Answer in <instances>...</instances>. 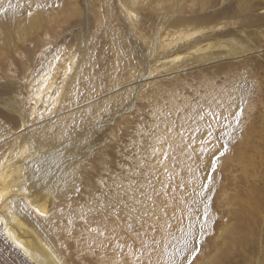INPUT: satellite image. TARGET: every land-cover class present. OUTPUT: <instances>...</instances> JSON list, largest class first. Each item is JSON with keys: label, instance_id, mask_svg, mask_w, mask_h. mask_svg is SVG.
Masks as SVG:
<instances>
[{"label": "rangeland", "instance_id": "374dc122", "mask_svg": "<svg viewBox=\"0 0 264 264\" xmlns=\"http://www.w3.org/2000/svg\"><path fill=\"white\" fill-rule=\"evenodd\" d=\"M248 1L253 3L256 8L251 18L256 19V17L264 16V0ZM104 2L105 0H0V7L7 9L6 12H0V101L5 105V110L0 111L1 126L11 123L17 127L20 124L18 118L20 111H23L25 118L28 119L33 118L31 116L33 112L37 114L44 112V106L39 103L34 111L36 96L31 95L30 91H38L42 76L53 71L57 65L60 66L58 73L60 82L63 75L61 71L65 65L67 63L73 65L74 58L71 55L81 58L87 47L95 48L96 65L99 67L93 66L92 72L97 81L100 80L99 83L103 82L104 88L101 87L100 95H104L109 88L111 89L116 78L125 75L126 70H123L122 67H114L113 50L109 45V39L104 36L103 28L98 31L93 42H90V35L95 30L96 14L94 13H98L100 11L98 7H101L103 14H106L107 7ZM107 2L111 4L109 6L119 21V31L127 37L130 43L134 44L132 45L133 51L137 55L143 51L148 52L142 41L136 42L130 35L125 9L119 8L117 0H107ZM236 3L237 0L219 1L216 7L229 8ZM128 4L133 9L129 2ZM38 5L42 6L38 7ZM141 8L136 6L134 10L140 13L142 20L150 17L155 24L156 15L150 12L151 10L147 7ZM28 12H31L32 15L29 16ZM170 28L172 27L168 26L166 32ZM166 32L163 31V34ZM111 33L112 40L116 41V34H113L115 31ZM237 37L238 39L242 38L241 35ZM254 39L257 42L254 45L259 46L258 48L262 50L259 55L255 53L247 60L242 59V61H238L239 59L236 58H227L195 66L187 69L184 74L182 73L184 76L180 75L179 80L184 84L182 86H174L171 81L163 80L160 85H154L147 89L149 93L151 90V93L159 91L161 94L163 93L154 97L156 100L157 98L163 100L168 98L165 95L170 88L177 89L178 95L184 97L194 92L195 88L200 89L201 87L199 91L202 93L203 85L213 80L217 86L214 88H221V92L225 87L227 92L235 88L236 102H239L245 93L246 99L248 98V100L243 99L244 114L239 127H236L235 121L229 124L228 120H221L220 123L210 120L211 124L217 123L213 126V142L219 147L226 140L228 151L219 158L216 171L212 173L213 179L211 183H208V189L204 190L203 202L209 204V216L205 222L204 205L177 208L175 215L169 221L172 224L173 236L165 243L166 258L169 254L179 251L182 256L188 257L192 264H264V37L260 36ZM246 40L242 38L240 41L247 42ZM116 42L117 46L125 49L127 44L124 40L120 39ZM228 49L229 46L226 43V46H214L210 50L216 52ZM141 57L143 59V56ZM121 60L124 65H128L127 53L121 56ZM64 63L66 64L64 65ZM127 67H129L128 69L134 68L129 65ZM147 70L149 71V66L145 64L139 73H146ZM111 72L113 75H110ZM135 74L138 75L137 71ZM233 77L237 78L233 79ZM255 77L259 84H255V87L253 86L249 92L247 91L248 93L241 91L243 88L241 84H245L249 79L252 80ZM90 80L85 81V85ZM239 87L242 88L239 90ZM85 88H83L84 92L89 90V88ZM126 92L123 94L125 97L123 103H113L111 110L101 113L99 119L97 117L92 121L93 125L89 127V140L92 139L95 141L94 143H97V146L102 150L99 151L100 154L107 159L109 167L113 170H117L120 165L125 163L124 149L134 138L136 129L140 127V118L151 119L146 113L151 99L146 101L143 96L139 98L141 97L139 95L138 98L129 100V94ZM58 93L59 96H57ZM230 93H226V95ZM61 98L62 94L59 88L53 89L49 108H57L58 106H54L55 102ZM134 101L137 106H130ZM18 110L19 112H16ZM236 110L235 106L231 109L232 112ZM216 111L222 110L217 109ZM91 113H95V111ZM95 122L98 124L97 129L93 128ZM187 126L190 129H195L197 123L192 119L188 121ZM199 126L206 135L207 128L204 122H199ZM224 127L225 132H222L220 128ZM205 135L196 131L184 132V143L190 146L183 151L178 149L175 154L177 173L183 177V181H187L186 186L196 188L198 193L201 192V184L205 183L197 180V177H202L200 176L201 153L199 149ZM216 137L220 139H215ZM221 150L223 149L221 148ZM95 160L96 171L94 174L96 175L97 171L103 170L104 165L100 158ZM207 163L210 167L209 171H211L209 158ZM185 192L187 193L186 188H180L176 194L185 196ZM205 197L210 199L206 201ZM79 231V226L74 228L76 237L79 235ZM155 235L156 239L160 240L162 230ZM185 239L189 242V249L193 245L199 248V252L194 256L191 251L184 250ZM159 246L160 244L157 250ZM69 247L72 252L76 250L77 244L74 240L69 241ZM105 251L110 254L111 249ZM74 257L72 254L75 261ZM185 264H187V260Z\"/></svg>", "mask_w": 264, "mask_h": 264}, {"label": "bare ground", "instance_id": "6f19581e", "mask_svg": "<svg viewBox=\"0 0 264 264\" xmlns=\"http://www.w3.org/2000/svg\"><path fill=\"white\" fill-rule=\"evenodd\" d=\"M117 1L119 8L125 9V17L129 21L128 29L130 35L136 42L142 41L148 52L143 51L137 55L133 51L132 45L134 44L130 43L127 37L119 31V21L109 6L110 3L105 0L106 14H103L101 7H98L100 8L98 13H94L96 14L95 30L90 35V42H93L98 31L103 28L104 36L109 39V45H111L113 50L114 67H122L123 70H126V73L124 71L125 75L116 78L115 84L112 85L111 89L109 88L104 95H100L103 82L99 83L100 80L97 81L96 78L94 80L91 79L93 77V66L96 65L95 48L93 46L87 47L81 58H78L77 55H71L74 58L72 66L64 63L66 65L61 71L63 75L62 78L60 77V82L58 81L60 66L57 65L53 71L42 76L38 91H30L31 95L36 96L34 98V111L38 103L44 106V121L25 118L23 111H20L18 114L20 124L17 127H14L11 123H7L4 126L0 125V193H8L10 199V203L8 201L0 202V217L4 221L0 223V264H74V262L88 264V260L93 258L89 256L85 259L79 254L77 250L80 245L75 239L74 228L67 223L70 218L68 211L65 210L63 213L60 211L67 203V186L61 182L62 174L57 171L53 163L56 155L55 148L45 142V132L42 130L52 128V123L47 118V109L51 106L53 89L59 88L62 94L59 104L56 101L54 105L58 107L52 108L53 112L57 113V115L52 117V120L58 126L57 130L60 127H67L71 130L73 120H75L77 128L83 125L87 129L88 141L81 146L79 150L80 156L86 160L100 158L102 165H104L103 167H109L107 159L99 152L101 150L100 147L92 139L89 140V127L93 125L92 121L97 119V113H90L88 106L83 102L78 108L67 104V101L72 98V94L77 89L83 91L86 77L91 79L90 82L97 88V99L102 104L110 98L118 100L119 96H123L125 91L128 94L135 92V98L140 95L141 97L139 98L143 96L146 101H149V99L154 101L156 100L154 98L156 95L159 96L163 93L161 94L160 91L156 92L157 90L155 91L156 93H151L152 90L149 93L147 89L154 85H160L163 80L171 81L174 86H182L184 84L179 80L180 75L184 74L189 68L227 58H236L239 59L238 61L247 60L251 55L255 53L259 55L262 51L258 48L259 46H255L257 42L254 41V38L264 37V16L256 17V19L251 18L256 8L248 0H237V3L229 8L216 7L217 2L225 0ZM128 2L133 9L130 8ZM136 6L149 8L151 11L147 10L156 15L155 24L150 17L142 20L140 13L134 10ZM168 26L172 28L166 32ZM112 31H115L113 34H116V41L121 39L126 42L125 49H121L117 46V42L114 39V41L112 40ZM163 31L166 33L163 34ZM238 35H241L243 39H247V42H241L242 38L238 39ZM225 42L229 46L228 50L216 52L210 50L214 46H226ZM125 53H127L128 65L134 67L133 69H128V65L126 66L122 63L121 56ZM141 56H143V59ZM145 64L149 66V71L139 73ZM136 71L138 75L135 74ZM110 75H113V73ZM77 81L80 83L78 84ZM199 82L201 83V80ZM255 84H259L256 77L252 80L249 79L245 84H241L243 88L239 87V90H243L244 93L249 92ZM203 86L202 93L199 91L201 87L200 89L195 88L194 91L208 100H211L212 96L217 95V91L221 90V88L215 89L212 85L205 84ZM195 87L198 86L195 85ZM113 91H116V97H113ZM86 92L88 93L86 99L91 100L93 94L90 88ZM178 92L177 89L170 88L165 96L169 97L172 93L178 95ZM230 92L226 93H230L234 100L237 97L235 88ZM226 93L224 94V100L231 103V101H228ZM240 94L239 97L241 96ZM244 95L241 97L246 99V95L245 97ZM235 101L237 100L235 99ZM92 103L95 104V101L92 100ZM130 106H137L136 102L134 101ZM16 112H19V110ZM95 124L93 128L97 129L98 124L96 122ZM214 125H217V123H212V126ZM220 130L225 132V127L220 128ZM30 144L34 146V150L25 152L26 146ZM200 157V176L202 177L197 180L208 183L207 175L210 172V167L207 163L208 156L200 154ZM95 169L86 176L87 181L93 179ZM186 182L184 180L185 184ZM25 188L27 189L26 192L24 191ZM186 191L185 196L179 193L176 194L178 197H183L181 206L190 208L192 205L196 207L204 205L203 196L196 191V188L186 186ZM36 209L49 215L40 216L35 211ZM171 236H173L172 231L169 232L162 229V235L159 240L160 246L153 257L159 264H166L165 243ZM71 240H74L77 244L74 252L69 247V241ZM18 245H23V248L18 247ZM72 254L75 256V261L72 258ZM96 259L111 262L117 261L118 256L114 255L112 250L109 254L105 249H99Z\"/></svg>", "mask_w": 264, "mask_h": 264}, {"label": "snow or ice", "instance_id": "6c2138e0", "mask_svg": "<svg viewBox=\"0 0 264 264\" xmlns=\"http://www.w3.org/2000/svg\"><path fill=\"white\" fill-rule=\"evenodd\" d=\"M6 11L7 9L0 7V12ZM28 15L31 16L32 13L28 12ZM235 78L237 77H233ZM91 79L94 80L95 75ZM85 80L88 81L89 78L86 77ZM206 84L215 87L212 81ZM85 87L90 88L93 94L91 100L86 99L87 92L77 89L67 104L78 108L83 102L90 113H97L98 119L101 113L111 110L113 103L125 101V97L121 95L118 100L110 98L102 104L97 99V88L91 82ZM226 92V88L223 92L218 90L211 100L194 91L184 97L172 93L167 99L150 101L146 113L151 119L140 118V127L124 149L125 163L117 170L105 166L102 171H97L91 181H87L86 176L96 168V160L83 159L79 154L81 146L88 141L87 129L83 125L77 128L73 120L71 130L67 127L57 130L58 126L52 120L57 113L52 108L47 109V118L52 123V128L42 129L45 132L44 139L55 148L53 163L62 174L61 182L67 186V203L60 211H68L69 225L73 228L79 226V235L75 238L80 245L77 251L85 259L93 257L88 260V264H159L153 258L160 243L155 234L162 229L171 231L172 224L169 221L175 215L176 209L183 204L182 196L178 197L176 192L180 188H186V185L183 177L176 171L175 154L178 149L183 151L190 146L184 143V132L196 131L205 135L199 126V122H204L207 131L205 138L201 140L199 151L202 156L209 158L211 171L208 172L207 180L211 183L219 158L228 151V142L223 141L219 147L213 142L214 130L210 120H216L217 123L228 120L229 124L235 121L236 127L241 124L244 114L243 98L236 102L228 94L227 99L231 101L229 103L224 100ZM116 95V91H113V97ZM135 95V92H130L129 100L135 99ZM234 106L237 110L232 112ZM217 109L222 111L218 112ZM3 110L5 105L0 101V111ZM32 117L37 121H44L45 113L33 112ZM192 119L197 123L195 129L187 126ZM33 150L34 146L31 144L25 148V152ZM208 183L201 184V196L208 189ZM208 199L210 198L205 197L206 201ZM3 201L10 203L8 193H0V202ZM35 211L40 216L49 215L39 209ZM203 216L207 222V202L204 203ZM3 222L0 217V223ZM18 247L23 248V245ZM99 249H111L118 256V260L108 262L96 259ZM184 250L191 251L193 256L199 252V248L194 245L189 249L187 239L184 241ZM186 260L187 264H192L188 257L177 251L168 255L166 264H185Z\"/></svg>", "mask_w": 264, "mask_h": 264}]
</instances>
